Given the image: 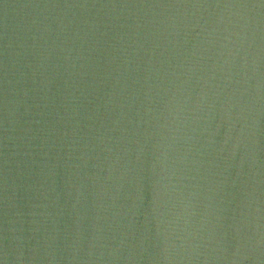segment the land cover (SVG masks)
<instances>
[{
    "label": "water",
    "instance_id": "water-1",
    "mask_svg": "<svg viewBox=\"0 0 264 264\" xmlns=\"http://www.w3.org/2000/svg\"><path fill=\"white\" fill-rule=\"evenodd\" d=\"M0 264H264V0H0Z\"/></svg>",
    "mask_w": 264,
    "mask_h": 264
}]
</instances>
